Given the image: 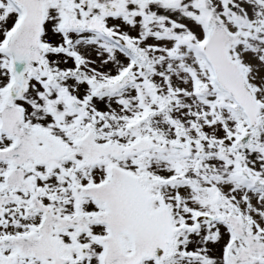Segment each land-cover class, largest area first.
<instances>
[{"label":"snow or ice","instance_id":"1","mask_svg":"<svg viewBox=\"0 0 264 264\" xmlns=\"http://www.w3.org/2000/svg\"><path fill=\"white\" fill-rule=\"evenodd\" d=\"M0 264H264V0H0Z\"/></svg>","mask_w":264,"mask_h":264}]
</instances>
